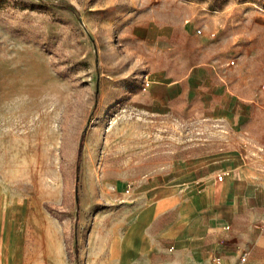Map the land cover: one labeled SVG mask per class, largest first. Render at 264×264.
<instances>
[{"label": "rangeland", "instance_id": "374dc122", "mask_svg": "<svg viewBox=\"0 0 264 264\" xmlns=\"http://www.w3.org/2000/svg\"><path fill=\"white\" fill-rule=\"evenodd\" d=\"M152 22L172 36L133 34ZM200 64L236 104L231 119L198 97L146 110L154 77ZM222 151L264 165V0H0V264H121L116 242L144 182ZM241 227L211 254L248 247L264 219ZM250 253L264 264V248ZM186 254L150 264H191Z\"/></svg>", "mask_w": 264, "mask_h": 264}, {"label": "crops", "instance_id": "0c3cea01", "mask_svg": "<svg viewBox=\"0 0 264 264\" xmlns=\"http://www.w3.org/2000/svg\"><path fill=\"white\" fill-rule=\"evenodd\" d=\"M173 31L170 24L152 22L135 27L133 34L152 41L170 37ZM222 94L216 72L209 64H200L170 82L154 77L144 107L164 115L171 111L174 99L198 97L207 114L231 119L236 104ZM140 191L147 199L134 211L116 242L121 264L134 259L138 264H150L152 255L160 252L187 253L191 264H204L215 256L211 253L218 248L219 238H236L237 233L245 232L241 230L243 220L258 214L264 219V165L257 169L241 153L222 151L182 159L149 177ZM246 232L240 242L248 247L234 248L230 243L220 250L218 264H236L242 250L248 251L245 264H256L250 251L264 248V233L255 229Z\"/></svg>", "mask_w": 264, "mask_h": 264}, {"label": "built area", "instance_id": "2783aa9c", "mask_svg": "<svg viewBox=\"0 0 264 264\" xmlns=\"http://www.w3.org/2000/svg\"><path fill=\"white\" fill-rule=\"evenodd\" d=\"M230 63H233V61H230ZM222 176H223L222 174H221V175H218V176H217V179H218V180H221V179H222ZM247 255H248V251H247V250H242V251L240 252V256H239V262H240V263H243V262L246 260ZM211 261H212L214 264H218L219 257L214 256V257L211 258Z\"/></svg>", "mask_w": 264, "mask_h": 264}, {"label": "trees", "instance_id": "16d2710c", "mask_svg": "<svg viewBox=\"0 0 264 264\" xmlns=\"http://www.w3.org/2000/svg\"><path fill=\"white\" fill-rule=\"evenodd\" d=\"M97 94V93H96Z\"/></svg>", "mask_w": 264, "mask_h": 264}]
</instances>
